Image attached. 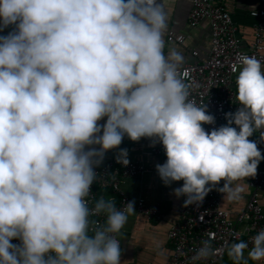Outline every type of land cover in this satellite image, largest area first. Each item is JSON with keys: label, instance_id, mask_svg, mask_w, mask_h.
I'll list each match as a JSON object with an SVG mask.
<instances>
[{"label": "clouds", "instance_id": "obj_1", "mask_svg": "<svg viewBox=\"0 0 264 264\" xmlns=\"http://www.w3.org/2000/svg\"><path fill=\"white\" fill-rule=\"evenodd\" d=\"M168 19L161 0H0V31L15 26L0 36V264H120L114 234L135 202L118 210L100 198L90 209L86 197L125 135L162 143L167 160L156 170L165 186L183 181L173 193L184 207L222 180L228 200L243 198L233 182L255 177L264 160L249 139L260 131L264 140L261 61L238 56L240 107L206 131L215 118L189 99L184 56L164 53ZM127 157L120 149L116 160L126 166ZM99 214L106 226L90 220ZM252 245L248 257L264 260V230ZM246 249L232 243L227 256L248 264ZM215 254L202 241L193 264Z\"/></svg>", "mask_w": 264, "mask_h": 264}, {"label": "built area", "instance_id": "obj_2", "mask_svg": "<svg viewBox=\"0 0 264 264\" xmlns=\"http://www.w3.org/2000/svg\"><path fill=\"white\" fill-rule=\"evenodd\" d=\"M247 15L254 23L251 40L244 46L236 36L225 0H191L186 24L196 27L200 21L206 20L209 27V46L203 57H199L197 50H190L193 60L181 66L179 76L189 85V99L198 106L205 104L208 114L215 118L214 125H202L206 131L226 125L225 114L234 113L240 107L236 78L242 66L237 63L238 56L256 57L261 61L264 71V0H254ZM11 27L13 31L15 26ZM165 39L179 44L184 37L168 30ZM234 67L237 71H233ZM232 126L235 127V124ZM255 135L254 141L258 149L263 151L264 140L260 138V131L255 132ZM148 153L156 155L162 161L167 160L164 146L160 142L152 146ZM127 158L129 163L125 166L117 162L116 156H107L94 169L97 178L86 197L90 209L100 198L114 200L118 210H123L125 203L130 202V197L122 186L123 181L126 177L146 171V166L139 159ZM245 181L249 189L247 198L243 207L233 213L220 206V199L224 194L217 188L223 186V180L208 193L199 206L193 204L184 207L186 197H179L177 218L166 235L171 252L164 264H193L192 257L205 240L211 242L216 254L207 260L196 261L195 264H221L227 246L238 239L247 243L248 248L253 246L252 238L264 230V211L258 197L259 191L264 187V167H258L256 176L245 178ZM182 185L181 180L179 187ZM135 208L139 215L151 222L163 217V206L159 203L147 205L137 197ZM106 219V214L90 217V220L96 221L100 226H106ZM114 235L120 241L118 233ZM11 243L20 244L21 241L13 239Z\"/></svg>", "mask_w": 264, "mask_h": 264}, {"label": "crops", "instance_id": "obj_3", "mask_svg": "<svg viewBox=\"0 0 264 264\" xmlns=\"http://www.w3.org/2000/svg\"><path fill=\"white\" fill-rule=\"evenodd\" d=\"M161 2L168 12V30L175 34H182L184 37L183 42L177 44L168 42L164 35L165 55L168 54L170 49L174 48L184 56L183 64L190 63L193 60L190 54L192 49L197 50L199 57H203L209 46V27L206 20L200 21L196 27H189L186 24V15L191 0H161ZM253 2L254 0H225L226 8L236 30V36L244 46L251 40V29L254 20L247 15V11L253 6ZM11 31L12 27L9 26L0 31V36H6ZM106 119L105 117L98 123L103 124ZM235 127L239 131L238 126L235 125ZM255 136L254 132L249 139L254 141ZM151 147V138L145 137L139 141H132L125 135L118 148L107 151L104 157L105 159L107 156H117L120 149H127L128 157L141 160L146 166V171L126 177L122 186L130 197V202H135V199L140 197L147 205L159 203L163 206V217L156 222H151L137 213L134 203L136 214L128 217L127 223L118 233L121 247L120 264H164L171 252L166 235L169 227L177 218L179 198L174 195L173 190L179 187V181H174L169 186H165L156 170V165L163 164L165 161H162L156 155L149 154ZM261 154L264 156V150L261 151ZM258 167H264V160H261ZM233 183L234 186L235 184L242 185L244 192L242 193L243 198L238 201H230L226 198V195L221 197L220 206L230 211V213L243 207L249 191L245 179ZM258 197L264 211V187L259 191ZM241 241V239H238L233 243ZM251 248L246 249L244 252V259L247 260L248 264H264V260L253 261L248 257V251ZM221 264H233V261L227 256V249L222 257Z\"/></svg>", "mask_w": 264, "mask_h": 264}]
</instances>
